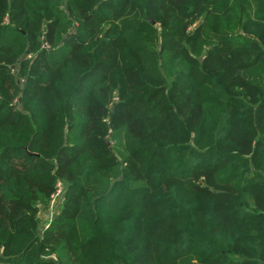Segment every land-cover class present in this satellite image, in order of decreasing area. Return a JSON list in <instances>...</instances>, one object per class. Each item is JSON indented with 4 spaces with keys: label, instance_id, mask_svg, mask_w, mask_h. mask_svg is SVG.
Instances as JSON below:
<instances>
[{
    "label": "trees",
    "instance_id": "trees-1",
    "mask_svg": "<svg viewBox=\"0 0 264 264\" xmlns=\"http://www.w3.org/2000/svg\"><path fill=\"white\" fill-rule=\"evenodd\" d=\"M0 264H264V0H0Z\"/></svg>",
    "mask_w": 264,
    "mask_h": 264
},
{
    "label": "rangeland",
    "instance_id": "rangeland-1",
    "mask_svg": "<svg viewBox=\"0 0 264 264\" xmlns=\"http://www.w3.org/2000/svg\"><path fill=\"white\" fill-rule=\"evenodd\" d=\"M59 198L60 196L58 197V199L55 201V204L53 206V208L51 209V211H49V213H43L42 214V221H43V224H45L47 221H50L51 218L53 217L54 213L57 211V202H59Z\"/></svg>",
    "mask_w": 264,
    "mask_h": 264
},
{
    "label": "built area",
    "instance_id": "built-area-1",
    "mask_svg": "<svg viewBox=\"0 0 264 264\" xmlns=\"http://www.w3.org/2000/svg\"><path fill=\"white\" fill-rule=\"evenodd\" d=\"M59 193H60V191L58 190L57 193L54 194V195L51 197V198H52V200H51V202H50V206H51V207L54 206L55 201L57 200V198H58V196H59Z\"/></svg>",
    "mask_w": 264,
    "mask_h": 264
},
{
    "label": "water",
    "instance_id": "water-1",
    "mask_svg": "<svg viewBox=\"0 0 264 264\" xmlns=\"http://www.w3.org/2000/svg\"><path fill=\"white\" fill-rule=\"evenodd\" d=\"M71 32H72V29L69 31V33H68V34H70ZM57 208H58V206H57ZM57 208H56V209H57Z\"/></svg>",
    "mask_w": 264,
    "mask_h": 264
}]
</instances>
